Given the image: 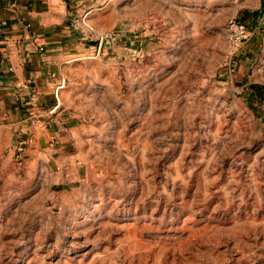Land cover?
Wrapping results in <instances>:
<instances>
[{
	"label": "rangeland",
	"instance_id": "1",
	"mask_svg": "<svg viewBox=\"0 0 264 264\" xmlns=\"http://www.w3.org/2000/svg\"><path fill=\"white\" fill-rule=\"evenodd\" d=\"M132 1L55 145L0 126V264H264V28L232 49L223 0Z\"/></svg>",
	"mask_w": 264,
	"mask_h": 264
},
{
	"label": "crops",
	"instance_id": "2",
	"mask_svg": "<svg viewBox=\"0 0 264 264\" xmlns=\"http://www.w3.org/2000/svg\"><path fill=\"white\" fill-rule=\"evenodd\" d=\"M145 1L132 3L144 12ZM206 2L218 0H168L170 6ZM222 2L232 11L226 19L243 21L249 35L264 28V0ZM108 4L109 0H0V126L18 128L37 148L47 142L55 145L71 129L72 116L86 110L79 102L88 98L98 79L99 62L89 59L92 46L79 39L73 20L87 13L89 24L106 30L113 24L110 14L103 12ZM122 14L126 15L124 9ZM75 73L74 86L64 87L67 76ZM69 110L73 112L67 116Z\"/></svg>",
	"mask_w": 264,
	"mask_h": 264
},
{
	"label": "built area",
	"instance_id": "3",
	"mask_svg": "<svg viewBox=\"0 0 264 264\" xmlns=\"http://www.w3.org/2000/svg\"><path fill=\"white\" fill-rule=\"evenodd\" d=\"M87 13H83L77 16L73 20V26L78 32V37L82 41L90 42L96 41L97 50L100 51L101 45L114 38V32L105 31L101 32L94 28L88 22ZM30 24L26 23L28 27ZM224 32L226 34L227 41L232 49L238 48L243 41L249 36V31L246 24L236 17H229L224 23ZM21 86L20 88H23Z\"/></svg>",
	"mask_w": 264,
	"mask_h": 264
}]
</instances>
